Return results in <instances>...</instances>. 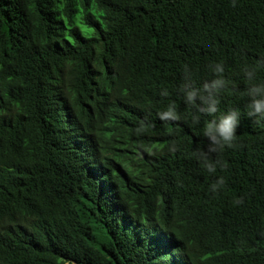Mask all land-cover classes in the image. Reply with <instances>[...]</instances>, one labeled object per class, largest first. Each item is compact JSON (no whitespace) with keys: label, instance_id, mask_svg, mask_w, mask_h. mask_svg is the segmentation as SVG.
I'll return each instance as SVG.
<instances>
[{"label":"trees","instance_id":"1","mask_svg":"<svg viewBox=\"0 0 264 264\" xmlns=\"http://www.w3.org/2000/svg\"><path fill=\"white\" fill-rule=\"evenodd\" d=\"M262 81L264 0H0V264H264Z\"/></svg>","mask_w":264,"mask_h":264},{"label":"clouds","instance_id":"2","mask_svg":"<svg viewBox=\"0 0 264 264\" xmlns=\"http://www.w3.org/2000/svg\"><path fill=\"white\" fill-rule=\"evenodd\" d=\"M213 73L219 74L223 71L220 64L211 66ZM254 69H245L244 75L249 80L253 77ZM224 86L223 79L217 77L210 82H206L200 89H194L192 85L185 82L181 86V91L184 100L188 104L199 103L200 111L206 113L216 112L214 93ZM248 102L245 105L244 112L254 118L255 123L264 121V81L251 85L247 90ZM241 111L236 108H229L218 117L207 122L203 128L202 135L209 142V152H218L225 146H230L234 140L235 132ZM161 119L174 118V109L170 106L161 114ZM194 122H198L196 117H193ZM200 158L204 160L209 171L213 170V166L207 162V154L201 152ZM223 184L222 179H218L211 188L213 191ZM237 203L239 201H236Z\"/></svg>","mask_w":264,"mask_h":264}]
</instances>
